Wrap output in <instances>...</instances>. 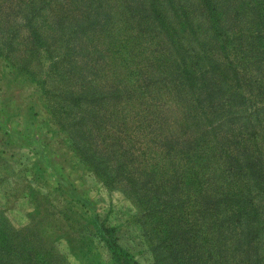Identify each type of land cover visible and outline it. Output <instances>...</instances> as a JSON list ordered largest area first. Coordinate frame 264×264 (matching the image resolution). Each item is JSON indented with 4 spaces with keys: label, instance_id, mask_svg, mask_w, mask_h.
Here are the masks:
<instances>
[{
    "label": "trees",
    "instance_id": "1",
    "mask_svg": "<svg viewBox=\"0 0 264 264\" xmlns=\"http://www.w3.org/2000/svg\"><path fill=\"white\" fill-rule=\"evenodd\" d=\"M20 1L31 8V42L50 58L36 18L45 22L54 6L69 12L54 20L48 12L49 27L71 31V58L66 52L57 64L70 59L71 80L79 79L75 72L84 68L76 54L83 50L85 66L101 76L87 99L71 92L73 148L101 179L134 194L156 225L158 234L148 235L152 264H230L239 253L247 264L264 262V75L248 78L250 62L264 67V0H70L71 9L68 0ZM116 7L125 10L126 22L133 14L145 26L123 59L115 55L128 44L117 37ZM158 28L165 39L156 44L151 38ZM186 32L196 45L183 43ZM132 39L130 33L125 41ZM165 91L179 109L173 124L157 98ZM197 198L193 221L189 202ZM14 230L0 214V264H36V250ZM97 231L119 264H139L118 244L113 227L98 223Z\"/></svg>",
    "mask_w": 264,
    "mask_h": 264
},
{
    "label": "rangeland",
    "instance_id": "2",
    "mask_svg": "<svg viewBox=\"0 0 264 264\" xmlns=\"http://www.w3.org/2000/svg\"><path fill=\"white\" fill-rule=\"evenodd\" d=\"M22 3L20 0H0V214L15 232H19L18 237L25 238L26 247L36 250V264H119L98 233V223L113 227L118 244L139 264H152L155 257L148 235L155 236L156 225L145 216L144 208L134 194L125 190L120 182L108 184L101 179L75 153L71 141V92L87 99L88 90L93 83H100L101 76L96 70L90 71V63L85 66L83 50L76 54V60L84 68L80 74L75 72L79 79L71 80L70 59L64 61V67L57 64L66 52L71 58V45L68 44L71 31L63 26L49 27L48 18L50 15L54 20L58 13L60 16L68 11L54 6L48 10L45 22L36 18L37 27L47 38L53 54L50 58L45 48H38L31 42L26 21V13L31 8L21 7ZM67 5L71 9L70 0ZM72 10L76 12L77 9ZM168 10L174 25L177 24L175 12ZM124 11L116 7L113 13L115 20L119 19L117 37L128 43L115 54L122 59L129 47L128 51L132 50V43L139 42V31L145 27L137 24L139 19L133 14L128 22L120 18ZM70 22L68 20L67 24ZM125 22L129 28L123 24ZM158 30L161 33L151 38L156 44L165 39L160 28ZM130 33L133 39L127 42ZM135 37L136 42L133 41ZM181 37L185 45H196L187 32ZM96 55L95 60L103 59ZM120 64V60L116 61L113 68H121ZM75 71L81 70L76 67ZM248 71V78L254 82L264 75V67L256 63L250 62ZM217 76L222 84L233 86L232 81ZM82 77L92 82H84ZM157 95L164 106V117L173 124L179 116V109L174 106L177 102L168 91ZM259 106L264 108L263 104ZM130 109L138 113L135 114L138 121L150 127L148 121L144 122L141 111ZM77 196L88 199L93 206L82 204ZM189 204V216L194 221V215L200 209L198 198ZM209 219L212 221V217ZM241 249L247 251L244 247ZM244 257L236 254L230 257V264H237L241 258L240 264H247Z\"/></svg>",
    "mask_w": 264,
    "mask_h": 264
}]
</instances>
